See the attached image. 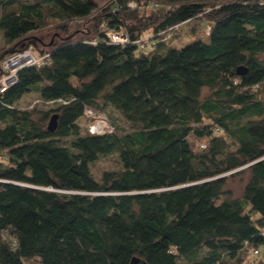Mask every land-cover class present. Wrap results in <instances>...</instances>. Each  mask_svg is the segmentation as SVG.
<instances>
[{"label":"trees","instance_id":"16d2710c","mask_svg":"<svg viewBox=\"0 0 264 264\" xmlns=\"http://www.w3.org/2000/svg\"><path fill=\"white\" fill-rule=\"evenodd\" d=\"M130 1L100 11L128 38L112 43L69 33L93 0H0V61L48 54L0 93V264H264V0ZM52 21L54 41L27 36ZM195 21L203 38L167 42ZM28 93L39 103L20 108ZM108 107L122 125L81 131L86 108ZM110 154L118 167L95 178ZM243 171L235 197L226 181Z\"/></svg>","mask_w":264,"mask_h":264},{"label":"rangeland","instance_id":"374dc122","mask_svg":"<svg viewBox=\"0 0 264 264\" xmlns=\"http://www.w3.org/2000/svg\"><path fill=\"white\" fill-rule=\"evenodd\" d=\"M93 1L97 5V8L93 14V16H95V18L93 19V17H92L91 19L88 18V19H83V20L82 19H80V20L74 19L71 22H69V26H70L69 33L71 35H74L77 32H83L84 30L86 31V27L88 28V26H89V29H88L89 34L91 36H94L97 28H99V30H103L104 23H101L103 21V18L101 16H99V14H100L101 9L108 6L112 0H93ZM146 1H149V0L130 1L129 2L130 5L128 4V7L131 9L140 8V10H141V8H144L143 10L145 12H150L151 8H154V7L153 6L145 7ZM140 2L142 4H140ZM89 19L91 22L90 25L86 24V21L88 23ZM55 23L57 24L58 21H52L51 24L49 26H47L45 29H43L41 31L31 32V33L27 34V36H30L33 39H35L37 37H43V40L50 43V42L55 40V38H53L55 35L60 36L62 34L61 31L59 32L55 28ZM93 24L94 25L96 24V26L94 27ZM203 26H204V23L199 22V21L198 22H196V21L191 22L190 24H188V23L182 24V25H180L179 29L174 30L173 32L170 33V35L168 36V39L170 38V40L167 39L168 40L167 42L169 44H171L172 46H175L178 48L183 47L187 44H190L196 39V37H202L203 38V33H202L203 29H204ZM175 33H177L178 35L175 37L174 36L171 37V35L175 34ZM205 40H206V37H205ZM9 47L5 44V42L1 36V33H0V58L4 56L7 48H9ZM147 48H149V46ZM36 97H37V95L34 93H28V94L24 95L20 99V101L18 102V106L20 108H28L31 101ZM40 108H44V107H40ZM105 115L107 116L109 123L111 124L113 129H114V124L112 123L113 120H114V122H116L120 125L123 124V120H122L121 115L117 111H115L113 108L108 107L105 110ZM48 122H49V120H48ZM77 122H78L82 132H90V130L91 131L95 130L94 121H92L88 117H81L78 119ZM100 131H102V130H100ZM118 165H119V162H118L117 156L110 154L108 156L100 157L97 161L90 164V169H91L92 175L98 179V178H100V175L104 170L115 169L118 167ZM248 176H249L248 171L240 172V173L236 174L235 176H229L227 178V181H226V188L232 192L233 196H235V197L241 196L243 185H244L245 181L247 180ZM261 250L263 251L264 247L261 248ZM247 264H253L252 256L248 257Z\"/></svg>","mask_w":264,"mask_h":264},{"label":"built area","instance_id":"2783aa9c","mask_svg":"<svg viewBox=\"0 0 264 264\" xmlns=\"http://www.w3.org/2000/svg\"><path fill=\"white\" fill-rule=\"evenodd\" d=\"M154 5L157 4L154 3ZM103 30L105 32L106 37L112 43L128 42L127 36L121 30L118 32L113 31L107 29L105 25ZM206 32L208 33L209 29H207ZM140 47L143 48L144 45L140 44ZM47 58H48V54L38 55L31 47L25 48L21 51L6 56L0 62V69H1L0 93L5 92L8 87H10L16 82L17 72L19 69L25 66H33V65L42 66L47 63ZM37 103H39L38 99L32 101V105ZM83 117H88L89 119L94 121L95 132L90 130V133L103 134V133H111L113 131V127L109 123L107 116L100 111H95L90 108H86L84 110ZM253 254L258 255L257 250H254Z\"/></svg>","mask_w":264,"mask_h":264},{"label":"water","instance_id":"95a60500","mask_svg":"<svg viewBox=\"0 0 264 264\" xmlns=\"http://www.w3.org/2000/svg\"><path fill=\"white\" fill-rule=\"evenodd\" d=\"M245 72V69H243L242 67H239L237 69V73L238 74H243ZM56 120H57V115L54 114L50 117V120L48 122V130H54L56 127ZM130 264H148L145 261L140 260L138 257H133L130 261Z\"/></svg>","mask_w":264,"mask_h":264},{"label":"bare ground","instance_id":"6f19581e","mask_svg":"<svg viewBox=\"0 0 264 264\" xmlns=\"http://www.w3.org/2000/svg\"><path fill=\"white\" fill-rule=\"evenodd\" d=\"M1 62V61H0Z\"/></svg>","mask_w":264,"mask_h":264}]
</instances>
